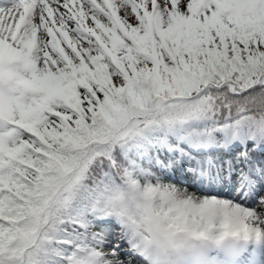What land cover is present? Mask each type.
I'll return each mask as SVG.
<instances>
[{
	"label": "snow or ice",
	"instance_id": "snow-or-ice-1",
	"mask_svg": "<svg viewBox=\"0 0 264 264\" xmlns=\"http://www.w3.org/2000/svg\"><path fill=\"white\" fill-rule=\"evenodd\" d=\"M0 264H264V0H0Z\"/></svg>",
	"mask_w": 264,
	"mask_h": 264
}]
</instances>
